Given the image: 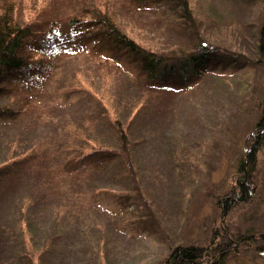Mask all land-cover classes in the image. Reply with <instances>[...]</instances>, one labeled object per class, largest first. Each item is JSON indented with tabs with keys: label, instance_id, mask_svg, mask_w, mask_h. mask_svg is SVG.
I'll use <instances>...</instances> for the list:
<instances>
[{
	"label": "rangeland",
	"instance_id": "374dc122",
	"mask_svg": "<svg viewBox=\"0 0 264 264\" xmlns=\"http://www.w3.org/2000/svg\"><path fill=\"white\" fill-rule=\"evenodd\" d=\"M35 2L41 25L100 7L143 46L190 52L205 41L249 60V71L232 78L234 70L209 62L191 75H200L195 88L169 96L128 81L92 58L80 55L66 63L62 87L91 84L103 104L127 123L135 182L119 159L74 160L86 143L72 132L80 121L92 128L89 140L119 148L95 97L65 96L50 87L22 104L19 91H3L0 104L14 99L15 109L20 108L16 119L0 122V264H157L173 246L203 243L219 222L216 201L232 186L243 139L264 100V67L253 64L260 5L190 0L192 21H185L173 6H148L145 0ZM61 102L63 109L49 106ZM173 102L176 119L183 111L189 116L186 105H199L196 120L181 125V132L192 136L182 150L174 149L183 141L173 137V122L163 114ZM136 108L139 115L129 119ZM248 177L251 197L231 211L227 224L234 231L264 234V148ZM257 238L230 254L226 264H264V241Z\"/></svg>",
	"mask_w": 264,
	"mask_h": 264
},
{
	"label": "trees",
	"instance_id": "16d2710c",
	"mask_svg": "<svg viewBox=\"0 0 264 264\" xmlns=\"http://www.w3.org/2000/svg\"><path fill=\"white\" fill-rule=\"evenodd\" d=\"M145 1L148 6L169 4L176 9L178 18L192 21L190 0ZM254 1L260 5L262 17L256 39V61L253 64L264 67V0ZM25 10L30 11L28 15L24 13ZM37 13L35 0H0V94L3 91L10 94L19 91L21 95L23 94L22 104L36 100L39 94L50 87L56 94L68 96L77 93L89 99L95 97L116 134L119 148L102 147L89 140L88 137L92 136V128L88 122L80 121L72 132L78 138L86 140V143L74 160L119 159L133 182L136 179L129 154L131 142L127 123L120 120L112 108L103 104L101 96L96 90L94 91L91 84L73 82L65 85L66 89H64L65 87L59 83L63 74H66V63L72 64L80 55L92 58L100 65L112 66L117 72L124 74L128 81L169 96L171 94L183 96L189 89L195 88L201 81L200 75L196 77L191 75H196L195 70L198 74L199 68L202 69L209 62L214 63L215 66L234 70L232 78L238 73L244 74L249 71L247 64L249 60L238 59V53L222 50L205 41L197 43L190 52L177 49L159 51L143 46L125 33L100 7H87L79 15L62 20L51 19L42 25L35 20ZM34 35H36L34 40L30 41L29 38ZM69 73L77 80L81 79L74 75L75 73L71 71ZM208 74L213 73L210 71ZM178 101L179 98L177 103ZM62 104L61 102L49 106L63 109ZM174 104L173 102L170 105L168 113L163 114L167 118L169 116L171 123L173 122V137L180 142L183 141L176 142L174 149L178 147L182 150L185 148V139L191 140L192 136H189L187 131L181 132V125L183 122L192 124L193 118L196 120L199 105H186L185 111L189 116L183 111L176 119L174 116L178 104ZM15 105L14 99L8 104H0V122L13 121L18 117L20 107L15 109ZM255 110L257 118L254 126L243 139V155L236 173L232 176V186L216 201L219 222L211 227L203 243L173 246L157 264H226L230 254L238 251L241 246L249 248L256 236H258L257 240L264 241V234L254 235L231 230L226 220L234 208L248 202L253 191L248 176L255 172L259 154L264 148V100L257 104ZM137 115L139 110L136 108L129 119ZM181 150L174 151L181 152ZM13 161L5 160L4 163Z\"/></svg>",
	"mask_w": 264,
	"mask_h": 264
}]
</instances>
